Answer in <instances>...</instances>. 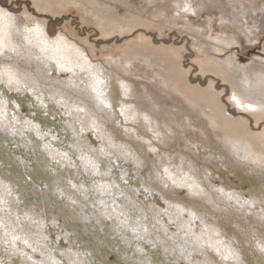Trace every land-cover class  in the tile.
<instances>
[{"label": "bare ground", "instance_id": "obj_1", "mask_svg": "<svg viewBox=\"0 0 264 264\" xmlns=\"http://www.w3.org/2000/svg\"><path fill=\"white\" fill-rule=\"evenodd\" d=\"M27 1L35 13L25 5L15 13L0 0V264H104L100 252L115 253L106 264H264V58L241 64L237 54L226 55L239 44L234 35L185 23L212 8L220 24L252 44L264 33V0ZM69 9L102 38L132 37L116 59L119 76L93 60L73 34L52 35L47 17ZM151 26L190 37L199 77L182 66L183 49L153 44ZM137 64L161 77L179 100L167 104L150 92L138 94L127 77ZM225 86L231 91L226 104ZM23 108L31 124L20 120ZM173 123L186 131L187 147L173 146ZM88 133L99 139L97 149ZM52 157L69 162L60 158L44 171L48 163L38 161ZM39 177L45 185L36 192ZM34 192L39 198L31 202ZM155 197L167 207L158 211ZM19 200L37 214L28 217ZM57 218L63 228L51 223ZM41 221L49 227L43 233ZM186 247L183 253L194 250L184 257Z\"/></svg>", "mask_w": 264, "mask_h": 264}, {"label": "rangeland", "instance_id": "obj_2", "mask_svg": "<svg viewBox=\"0 0 264 264\" xmlns=\"http://www.w3.org/2000/svg\"><path fill=\"white\" fill-rule=\"evenodd\" d=\"M1 1H4L5 8L11 9L15 13L22 12L24 5L27 9L33 11L34 13L36 12V10H33L30 2L27 0H1ZM203 12L198 17H196V16L194 17V16L190 15L189 19H187V18L185 19V23L188 25H192V26H196V25H201L202 27L204 25L209 26L210 30H212L213 34L215 33L214 35H220L222 33H228V34L234 35L236 38V41L239 44L235 47L231 46V48L229 49L230 51L226 55H229L231 53L237 54L238 56L236 58H238L240 60L241 64H245V63L249 62L252 58H256V57L264 58L263 57L264 56V53H263L264 33L258 35L256 37V39L252 42V44L247 43L245 38H244L245 36L243 37L242 33H240V34H237L236 32L231 33L232 27L220 24L219 19H218V15H217V11H215V9L212 10V8H211V9H207V11L205 10ZM46 26L52 32V35H55L58 32H63V33L69 32V33L73 34L77 38V40H79V42L81 41V43L84 44V46L88 50V52H91V54L93 56V60L101 61L105 67L114 70V71L112 70V73L114 76H116L117 75L116 73H118L120 71L123 72V70L119 67H117L118 70L114 69V68H116L115 62H116L117 57L119 56L121 48L124 47L125 42L131 40L132 37H129V36H125L124 38L116 37L115 39L102 38L100 33L98 31H96V29L93 26L89 27L87 25L86 26L81 25V21L79 19V13L74 9H69L66 14H63L60 17L48 16L47 20H46ZM212 27L214 28V30ZM147 33H148V36H150V38L152 39L153 44H155L156 46H166V47H168V46L176 47L177 46L176 47L177 49H183V59L181 62H182V66L184 65L183 67L185 70H188V69H190V67H193L194 64H197L196 63L197 60L195 59V55L190 48V37H188L186 34L183 33L182 35H180L178 33H175V31H173L172 29L171 30L163 29V30L159 31L158 27H154V26H151L149 28V30L147 31ZM217 33H219V34H217ZM137 35H138V33L135 34V36H137ZM221 58H223V57H221ZM112 63H114V64H112ZM141 67H143V68H141ZM193 68H195V72H193L192 77L194 76V74L196 76L198 75L197 67H193ZM42 72L44 75H48L46 73V70H42ZM117 76H119V75H117ZM152 76H153V73H151L150 71H145L144 65L137 64L136 68L134 70L132 69V75L131 76L128 75L127 77H129V79L132 80L133 83L135 84L136 91L138 94L142 95V94H144V92L145 93L150 92L152 95L156 96L161 102L167 103V104H171V102L174 101L175 98H176L175 100H179L180 97H178L174 93H171L173 91L171 90L172 88L169 87V85H166V87L162 86L163 85V84H161L162 79L160 80L161 77L159 78L156 75H154L153 77ZM197 77H199V76H197ZM68 78H69V76L68 77L61 76V77H58V80L62 81L64 79H68ZM198 82L199 81L195 80L193 85L198 84ZM206 85H207V81L205 82V84L203 86H206ZM216 87L218 89H222V86L220 83H217ZM224 88H225V93H224V96L222 97V101L226 104L227 103V97L230 95L231 91H230V88L227 86H225ZM31 99H32V97L27 98V100H31ZM133 102H136V99H134ZM227 110H228V112H230L231 108L227 107ZM234 110L236 112H238L235 108H234ZM27 111L28 110L26 108H23L22 112L20 113L19 118L21 120V117L24 116L22 121H28L31 124V119L26 118V115H25ZM73 112L76 113V111H73ZM5 113H6L5 114L6 117L10 116V114L7 113L6 111H5ZM248 120H249V123H250L252 129L254 130L255 129L254 128V117L251 116L248 118ZM174 127H175V129L173 131L174 134H171V136H172L171 139L173 141L175 140L173 143V146L179 145L181 148L187 147L186 142L183 138V133H185L186 131L179 126H176L175 124H174ZM17 129L14 128V130H15L14 132H16ZM29 129H31V128H29ZM262 129H263V125L260 126L259 130H255L254 132H261ZM31 130H34V131L38 130L40 132V130L38 128H36V129L32 128ZM17 131L22 132L23 130L18 129ZM214 131L215 130H213V132ZM214 133H215L214 134L215 136H219L220 138H223V135H221L219 131L216 130ZM87 135H88V140H89L92 148L97 149V146L99 144V139H97L94 135H91V133H88ZM38 138H39V140L34 141L35 143H41L42 142L41 138H43V136L42 135L38 136ZM48 146L53 147V145H51V144H48ZM26 150H28V148H26ZM57 152L59 154H61L59 150H57ZM38 153L40 155H43L44 157L51 155L50 152H48V155H45L41 149L38 150ZM22 154H24L22 157V160H27L26 157L30 156L28 151L26 153L22 152ZM14 156L17 157L18 155L14 154ZM55 156H58V155H54V157ZM60 158L62 160V163H66V162L68 163L69 162V159L66 157L63 159H62V157H58V160H55V158L52 157L51 160L46 161V158H44L42 162L38 161V163L42 164L43 162H47L48 167H46V169L44 171H50L54 167L53 163L54 162L55 163L60 162ZM33 165H35V164L33 163ZM105 167H106V165H105ZM127 168L133 169V166L128 165ZM34 170H37V168H34ZM28 171H30V169H28ZM23 175L25 176L26 174L24 173ZM41 176H43L42 170H41ZM26 179L30 180V178L28 176H26ZM37 180L38 181L36 182V190L35 191L36 192H39V190L43 191V189H44L43 186L45 185L44 180H42L41 177L37 178ZM230 180L232 182V185L238 184V180L236 181V179H233L232 177ZM220 181H222V180H220ZM228 181H229V179H228ZM216 182H217V180H216ZM61 190H62L61 194H58V195H62V192L66 190V187L65 186L62 187ZM32 191H33V189H32ZM144 191H146V190H144ZM49 195L51 196V194H49ZM64 197H66V195H64ZM38 198H39V194L36 196L35 192L32 193L31 195H29V199L31 202H35ZM19 201H20V205L22 207H24L23 204L26 205L23 200H19ZM56 201H58V200H56ZM151 201H152L151 204L155 205V207L157 208L158 211H159V209L163 210L167 207V203L163 202L162 200H160L156 197H155V202L153 200H151ZM3 206H4V204H3ZM26 206H27V213H28L27 216L28 217L34 216L35 214H37V212L36 213L33 212V207H34L33 204H29ZM8 209H10L11 213L14 212V214H11V216L14 215V218H22L23 219V212L21 210L16 211V209L12 206H8ZM96 210H99V209L96 208ZM129 213L134 214L135 212L132 213L129 211ZM56 215L57 214L55 212H53V214L50 218H54ZM39 217H40V215H39ZM87 220L93 221V219H87ZM38 221H40V220H38ZM41 223H43V225H41V228H42L41 232L43 233L44 232L43 229H48L49 227L44 225V223H45L44 221H41ZM51 223H54L56 228H59V227L63 228L62 226H64L61 218H57L55 221H52ZM34 224H35V222H34ZM161 228L162 227H160V229ZM171 228L175 229L176 227L174 228V225H172ZM65 232H66L64 234L65 238L69 239L71 236V231L69 229H67ZM0 233L3 234L2 231H0ZM143 233L148 238L151 237L150 230H147L146 232L143 231ZM130 236H133V235H130ZM53 243H54V241L51 242V246ZM25 246L27 247V249L31 253L36 254L38 252L37 250L34 252L28 244H25ZM162 246L165 247V249L168 248V244H163ZM20 248H21V246H20ZM146 249H152V245L150 243H148V241L146 243ZM186 249H188V247L182 249V256H184V257H186L188 252L191 253V251L194 250L191 248L190 251L183 253V250H186ZM2 252H3V254L6 253V252H4L3 249H2ZM53 252H54V249H53ZM53 252H51V253H53ZM18 253H20L22 255L26 254V252H21V251H18ZM112 253L115 254L114 252H112ZM112 253L107 255V254H103L102 252H100L98 255L102 256V258L105 260V261H102V263L106 264L107 261H109V262L114 261L113 260L114 255ZM192 254H194V252H192ZM211 256L215 257L214 255H211ZM11 260H13L15 263H18V257H16V258L13 257ZM217 260H220V259L217 258ZM187 261L188 260H185V259H181V260L179 259L178 264H187ZM223 261L225 262L224 259H223Z\"/></svg>", "mask_w": 264, "mask_h": 264}, {"label": "snow or ice", "instance_id": "obj_3", "mask_svg": "<svg viewBox=\"0 0 264 264\" xmlns=\"http://www.w3.org/2000/svg\"><path fill=\"white\" fill-rule=\"evenodd\" d=\"M187 10V9H186ZM4 40L2 38H0V49H2L4 47ZM234 100H236V97H233ZM237 103H240V101L237 100ZM249 108H252V105H248ZM81 159H83V157H81ZM96 166L93 165V168H95ZM136 229H133V231H135ZM144 231L146 232L147 229L145 228ZM18 237H14V239H17ZM27 240H25V244H27Z\"/></svg>", "mask_w": 264, "mask_h": 264}]
</instances>
